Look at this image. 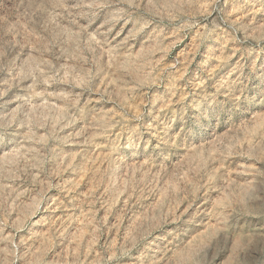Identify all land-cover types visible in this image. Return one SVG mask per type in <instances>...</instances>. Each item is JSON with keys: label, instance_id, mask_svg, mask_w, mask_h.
Returning a JSON list of instances; mask_svg holds the SVG:
<instances>
[{"label": "rangeland", "instance_id": "obj_1", "mask_svg": "<svg viewBox=\"0 0 264 264\" xmlns=\"http://www.w3.org/2000/svg\"><path fill=\"white\" fill-rule=\"evenodd\" d=\"M0 264H264V0H0Z\"/></svg>", "mask_w": 264, "mask_h": 264}]
</instances>
